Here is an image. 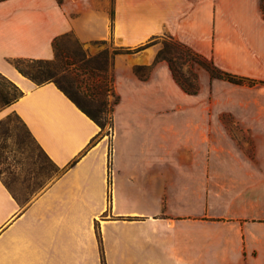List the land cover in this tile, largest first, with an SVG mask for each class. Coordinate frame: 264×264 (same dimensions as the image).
Masks as SVG:
<instances>
[{
    "label": "crops",
    "instance_id": "1",
    "mask_svg": "<svg viewBox=\"0 0 264 264\" xmlns=\"http://www.w3.org/2000/svg\"><path fill=\"white\" fill-rule=\"evenodd\" d=\"M67 34L88 56L96 41L135 48L171 35L264 81L260 0H0V73L23 91L3 114L59 168L27 199L0 175V264H264V86L198 66L189 94L155 62L158 43L117 54L108 134L54 82L13 64L54 59Z\"/></svg>",
    "mask_w": 264,
    "mask_h": 264
},
{
    "label": "trees",
    "instance_id": "2",
    "mask_svg": "<svg viewBox=\"0 0 264 264\" xmlns=\"http://www.w3.org/2000/svg\"><path fill=\"white\" fill-rule=\"evenodd\" d=\"M260 3H261L262 11L264 13V0H260ZM70 37L74 38L79 46V42L71 34H67L55 39L54 59H16L13 61V64L21 74L30 78L38 85H42L47 82H54L57 85V87L61 89L85 114H87L92 120H94L100 126L101 132L105 131V126L107 123L110 126V129L112 130L114 109L115 106L119 103V96L116 94L114 89L113 73L111 74V77L108 78V69L111 68V62L113 58L117 54H132V53L140 52L146 49L147 47L158 43V40L160 38H162V46L156 55L155 62H161V61L168 62L175 80L189 94H197L199 92L198 74L193 70V67L195 65L207 69L210 72L212 78L227 80L231 83L238 85H250V86L256 84L264 85V81L252 80L247 77L238 76L221 70L219 67H217L214 64L212 60L194 52L186 44L176 40L171 35H166L165 37L164 36L156 37L148 41L147 43L135 48L119 47L116 48L113 53L110 52L108 42L102 40V41H96L95 44H105L106 47L103 50H101L97 55L89 56L88 58H86L82 66L83 68H85V70L100 75L99 78L96 79L93 85V92H92L93 96H90V99L88 100V104H84L80 100L76 99L69 91H67L64 88V86L61 84V82L56 79V75L60 71L59 61L61 57V46L63 42ZM82 53L84 56L87 55L85 52ZM187 64H190V69L188 71H185L184 68ZM150 69L151 68L148 66H136L135 72L141 78L145 79L147 78ZM0 76L7 81L10 90V94H9V92H5L4 89H0V103L3 106H9L15 103L23 95V91L20 89V87L17 84L9 80L3 74L0 73ZM64 78L69 83H72L73 81L70 75H64ZM108 82L110 83V85H108ZM107 91H110L114 97L112 103H109L107 100H103L102 102L95 101L96 97L104 96ZM108 104L110 105L109 107ZM102 115H108V119L103 120ZM25 127L27 128L26 125ZM27 130L30 133L28 128ZM30 135L32 136L31 133ZM32 138L35 140L33 136ZM39 147L41 148L40 145ZM41 150L44 152L42 148ZM45 155L47 156L46 153ZM48 159L59 172V168L50 160L49 157ZM7 186L12 190V188L8 184ZM12 192L15 194L17 198L19 197L15 191L12 190ZM103 263H104V259H103Z\"/></svg>",
    "mask_w": 264,
    "mask_h": 264
},
{
    "label": "rangeland",
    "instance_id": "3",
    "mask_svg": "<svg viewBox=\"0 0 264 264\" xmlns=\"http://www.w3.org/2000/svg\"><path fill=\"white\" fill-rule=\"evenodd\" d=\"M158 44L162 46V38L158 40ZM95 46L99 51L90 56L97 55L106 47L105 44H95ZM116 48L119 46L109 47L110 52L113 53ZM88 57L83 55L74 38H67L61 46L60 71L56 75V79L64 88L84 104H88L90 96H93V85L100 76L82 67L84 60ZM198 68V65L193 67L197 74ZM184 69L188 71L190 64H187ZM112 73L109 68L108 78ZM64 75H70L72 83H69ZM108 85H110L109 82ZM0 89L10 94L7 81L1 76ZM103 100L112 103L114 97L110 91H107L104 96L95 98L98 102ZM6 107L0 103V175L20 198L27 199L41 192L59 172L32 138L17 114L14 112L3 114ZM102 118L108 119V115H102ZM110 131L107 123L104 132L109 134Z\"/></svg>",
    "mask_w": 264,
    "mask_h": 264
}]
</instances>
